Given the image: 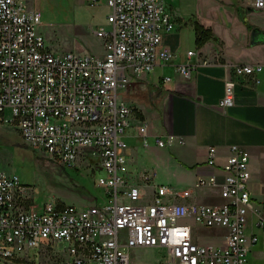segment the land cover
I'll list each match as a JSON object with an SVG mask.
<instances>
[{"label":"built area","instance_id":"1","mask_svg":"<svg viewBox=\"0 0 264 264\" xmlns=\"http://www.w3.org/2000/svg\"><path fill=\"white\" fill-rule=\"evenodd\" d=\"M250 1L264 8V0ZM107 4L108 26L95 31L105 54L97 55L50 49L39 31L41 9L26 0H0V121L16 125L32 149L64 166L81 160L93 165L102 172L96 182L106 197L103 205L83 208L54 201L40 206L17 174H1L0 264H132L134 248L164 249L167 261L160 264H247L260 241L254 229L264 230V209L254 204L249 188L248 150L233 145L223 176H201L195 183V188H220L222 203L192 201L194 190L174 185L157 183L149 192L154 170L140 173L142 184L129 182L125 135L132 107L122 91L134 76L175 62L181 53L164 44L176 25L165 0ZM194 54L188 51V61L177 65L188 78L197 66L190 61ZM235 71L257 75L264 64H241ZM233 102L234 87L228 84L221 106ZM138 135L150 144L148 123ZM154 138L160 147L185 143L182 135ZM208 164L217 165L215 146ZM204 229H221V242L204 241ZM49 248L70 258L40 260ZM31 250H39L36 259Z\"/></svg>","mask_w":264,"mask_h":264},{"label":"crops","instance_id":"2","mask_svg":"<svg viewBox=\"0 0 264 264\" xmlns=\"http://www.w3.org/2000/svg\"><path fill=\"white\" fill-rule=\"evenodd\" d=\"M200 1L204 9L197 20L213 31V38L198 45L194 23L185 21L194 30L193 45L185 47L182 30L168 34L164 44L181 56L175 62H161L153 71L134 76L122 91L132 107L125 135L127 177L131 183L142 184L140 173L153 169L156 178L146 187L148 191L157 183L174 185L194 190L192 201L222 203L225 200L220 188H195V183L201 176H223V163L232 146L239 145L250 152L249 188L254 204L262 208L264 202L259 201V195L264 192V73L238 75L235 67L264 64V35L253 42L255 28L264 31V8L254 7L250 0ZM104 2L107 4V0ZM102 26H108V21ZM78 33L84 36L82 26ZM191 50L195 54L190 61L197 66L188 78L177 65L188 61L187 52ZM228 84L234 87V102L222 107ZM144 123L149 124L153 135L147 146L138 135ZM168 134L182 135L185 143L158 146L154 135ZM211 146L217 148L215 167L208 164ZM205 233L203 240L209 241L212 230Z\"/></svg>","mask_w":264,"mask_h":264},{"label":"rangeland","instance_id":"3","mask_svg":"<svg viewBox=\"0 0 264 264\" xmlns=\"http://www.w3.org/2000/svg\"><path fill=\"white\" fill-rule=\"evenodd\" d=\"M28 4L42 11L39 31L50 49L56 52L70 50L105 54L104 40L95 33L98 27L107 24L110 7L104 0H28ZM165 5L176 23L175 30L170 33L184 31L181 34L185 38V47L192 46L195 33L186 22L192 21L195 28L198 15L204 9L202 1L165 0ZM80 26L83 27L84 36L78 33ZM6 117H11L9 110L6 111ZM94 169L86 160L70 167L46 157L27 144L16 125L0 121V175L17 174L28 187L34 203L41 206L47 201H54L80 208L103 205L106 202L105 190L97 186L96 182L102 172ZM262 194L259 195V201L264 202V192ZM148 197L149 195H145V198ZM261 206L264 209V203ZM254 230L260 236V241L252 247L247 264H264V230L259 227ZM208 231L211 229H204V232ZM221 233V229H212L211 235L214 237L211 236L209 242L220 243L218 235ZM38 251L31 250L30 256L36 259ZM61 251L62 249L49 248L40 254V260L50 262L70 258ZM131 261L132 264H160L167 261V254L160 248H135L131 251Z\"/></svg>","mask_w":264,"mask_h":264},{"label":"trees","instance_id":"4","mask_svg":"<svg viewBox=\"0 0 264 264\" xmlns=\"http://www.w3.org/2000/svg\"><path fill=\"white\" fill-rule=\"evenodd\" d=\"M195 30H196V43L198 45L205 44L209 39L213 38L214 33L211 29L206 28L204 25L196 21L195 23Z\"/></svg>","mask_w":264,"mask_h":264},{"label":"water","instance_id":"5","mask_svg":"<svg viewBox=\"0 0 264 264\" xmlns=\"http://www.w3.org/2000/svg\"><path fill=\"white\" fill-rule=\"evenodd\" d=\"M264 35V31L260 28H255L253 32V42H258V40Z\"/></svg>","mask_w":264,"mask_h":264},{"label":"snow or ice","instance_id":"6","mask_svg":"<svg viewBox=\"0 0 264 264\" xmlns=\"http://www.w3.org/2000/svg\"><path fill=\"white\" fill-rule=\"evenodd\" d=\"M181 234H183V233H181Z\"/></svg>","mask_w":264,"mask_h":264}]
</instances>
